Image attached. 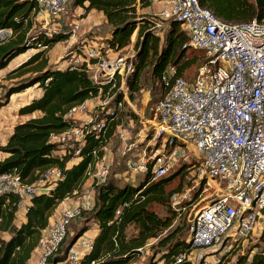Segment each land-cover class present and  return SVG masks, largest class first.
<instances>
[{"label": "built area", "instance_id": "2783aa9c", "mask_svg": "<svg viewBox=\"0 0 264 264\" xmlns=\"http://www.w3.org/2000/svg\"><path fill=\"white\" fill-rule=\"evenodd\" d=\"M34 1V15L43 21L58 16L70 3ZM161 7L169 20L183 25L187 45L202 51L206 61L191 78L176 75L172 66L161 74L162 90L153 105L151 119L155 137L161 138L160 148L148 156L144 152L140 160L128 161L126 166L133 174H149V180L154 181L180 160L188 161L191 155L201 184L198 197L207 193L201 200L206 203H194L188 190L171 193L169 206L176 213L174 221L181 218L185 222L189 244L187 251L173 257L171 264H198L203 262V254L213 256V264H219L233 245L243 243L255 231L264 232V20L227 23L198 0H166ZM78 31L79 25L73 23L67 40L76 39ZM78 40L75 42L79 43V53L73 52L71 60L77 62L81 58L95 84L109 85L105 93L99 88L91 100L107 93L112 100L118 98L114 110L119 111L126 103L130 105L126 80L132 72V44L127 55L108 61L115 54L113 51L104 54L102 46ZM84 103L72 106L64 115L65 120L74 122L73 127L49 136L50 142L63 147L62 154L72 151L77 157L84 134L93 132L98 136L105 124L104 119L92 122L90 115L88 122L77 125L74 118L84 112ZM70 140L76 141L77 147L72 148L74 142ZM99 163L102 158L96 159L94 165ZM100 167L94 184L105 183L108 178V166ZM59 177L57 168H49L38 181L28 184L15 172L0 173V196L16 195L18 210L25 212L32 197L53 185L43 184ZM65 205L40 240L38 264H45L62 242L69 221L82 209L92 208L89 204ZM92 239L83 234L69 248L67 261L79 264L82 255L92 249Z\"/></svg>", "mask_w": 264, "mask_h": 264}, {"label": "trees", "instance_id": "16d2710c", "mask_svg": "<svg viewBox=\"0 0 264 264\" xmlns=\"http://www.w3.org/2000/svg\"><path fill=\"white\" fill-rule=\"evenodd\" d=\"M198 2L227 23L264 20V0ZM149 5L150 0H70L66 7H83L85 11L93 9L102 13L110 28V34L101 47L104 54L111 50L115 53L113 55H118L130 45L136 31L132 72L126 80L130 98L140 90L139 77L145 69L158 81L167 67H174L176 75L183 76L193 64L200 66L206 61L202 51L187 45L188 36L185 31L179 30L177 21L170 20L167 31L162 37L158 36L152 30L153 21L140 13ZM35 7L34 0H0V30H11L0 41V70L28 50L35 51L28 62L36 63L31 76L10 86L0 97V109L9 103L12 94L20 93L34 84L40 89L38 97L17 110L21 116L37 115L16 124L5 144L0 146V152L6 154L0 161V173L15 172L28 184L38 181L49 168H57L60 177L48 191L30 199L23 221L17 218L20 212L18 197L12 194L0 196V264H29L32 254L39 250L40 240L49 228L54 209L66 196L78 192L86 170L89 166L92 169L96 159L102 158L103 148L119 121V111L115 109L104 116L105 124L98 136L86 132L79 148L78 161L69 164L71 155H55L62 148L50 142L49 136L75 125L64 119L67 111L97 96L99 88L105 92L109 85L95 84L87 74L85 63H69L59 68L49 64L46 57L39 58L55 44L67 40L69 29L51 34L30 32ZM78 44L75 42L73 46L78 47ZM113 99V102L118 100L117 97ZM93 152L96 154L93 155ZM186 165L179 167L173 176ZM170 179L150 181L147 174L137 185L117 184L108 178L105 183L96 184L94 203L91 210L86 212L89 216L85 218V225L65 247L62 248L61 242L54 253L46 258L45 264H69L66 262L67 252L88 230L89 222L97 226V233L92 239V249L82 255L79 264H90L91 261L95 264H129L141 254L149 240L156 239V247L160 250L159 260L163 264H171L173 257L187 251L189 244L186 242L187 226L183 220L160 237L164 230L171 227L176 216L169 206V198L172 192L180 188L168 192L165 184ZM154 206L163 207L165 215L160 217ZM130 226L134 227L136 234L128 237L126 230ZM259 235L264 240V232ZM234 264H264V246L254 245L248 255L238 256Z\"/></svg>", "mask_w": 264, "mask_h": 264}, {"label": "rangeland", "instance_id": "374dc122", "mask_svg": "<svg viewBox=\"0 0 264 264\" xmlns=\"http://www.w3.org/2000/svg\"><path fill=\"white\" fill-rule=\"evenodd\" d=\"M159 1L151 0L150 5L147 8L140 10V13L145 14L153 21L154 25L152 27V30L158 36L162 37L167 31V26L169 25L170 20L163 14L164 8L162 9ZM165 1L166 0H162L161 3H165ZM69 9L70 8L68 7L66 10ZM66 10L61 12L56 17L51 16L49 18H46V21H43L42 17L38 18L33 16L31 18L30 32L33 33L42 31L47 34H51L54 32H59L61 29L68 30L72 25L70 24L69 26H67L63 24L64 16L62 14L64 12H67ZM62 24L64 26H62ZM179 30L184 31L183 25H180ZM10 31L9 29L0 30V41L4 40V38L8 36ZM135 37L136 31L130 39V43L132 44V46L134 45ZM73 45H70L68 43V40L61 41L55 44L51 49L46 50L42 55H39V58L46 57L49 64L59 67H61L60 65L63 63V61L68 63L67 60H70L69 63H84L81 58L77 62H74L75 59L73 61L71 60L73 52L74 54L79 53L77 47ZM132 49L134 51V46L132 47ZM129 50L130 45L118 52V57H124L128 54ZM34 52V50H28L21 56H17V58H15L8 65L9 67H7L6 71H1L2 73L0 72V97L5 94L6 90L10 86L32 75V68L36 63L34 62L31 64L29 63L30 61L28 62V60ZM116 56L117 55H110L109 59H107L108 61H113L115 60ZM198 67L199 66L195 63L189 69L185 70L182 75L186 78H191L195 74ZM87 74L89 77L92 76L90 72ZM139 84L140 90L134 93L131 98L129 97L130 105L126 103L119 110V121L117 123V126L115 127V131L112 137L108 139V143L103 148L102 163L96 164L92 167V169L86 170L85 178L80 185L78 192L75 195L66 196L65 198H67V200H64V198L61 201V203H63V206L62 208L60 207L58 211L59 213L57 212L56 214L57 218L55 219H58V217H60L65 204V207H78L82 204H89L91 207L93 206L96 194L95 187L98 185L94 184L95 174L101 168V164L108 166V179L114 181L117 184L123 183L137 185L138 182L143 180V175L133 174L126 166V163L128 161H132L133 163H135L142 158L144 152L148 156L150 155L152 150L157 147L160 148L161 138L155 137L153 129L151 127V119L153 117V101L161 93L162 85L160 80L157 81V79L153 78L150 75L148 69H145L140 74ZM36 85L37 84L30 86L20 93L12 94L9 97V103L11 102L10 105L7 107L4 106L6 109L3 110L0 117L5 120H10L11 125L14 124L13 127L18 123L24 122L26 120V116L19 115L17 110L18 108L26 104V102L28 103L31 99L36 98L35 96L37 94L39 95L40 91H37L38 87L33 89ZM104 93L99 99L96 98L92 100V102L86 104L84 112L82 114L75 116L74 121L77 125L88 122V120H90V115L92 122H98L99 119H103L105 115L114 110V102L112 101V99L108 98L107 93L105 95ZM6 130H8V128H5L1 131L3 135L0 136V139H4V137L6 136L4 132H6ZM70 141L74 142L72 148L77 147L76 141ZM71 153L72 151L66 154L71 155L72 159H74L76 155H72ZM180 161L177 162V164H174L165 176L160 177L157 180L171 177V179L165 184V189L168 192L179 187L180 189L178 191L180 192L187 190L190 191L192 198H195L194 203L199 202V205L205 204L206 201L203 200L201 202V200L207 193H202V196L198 197V195L201 193V184L197 179V172L195 169L196 167L193 166V158H191V155H188V161ZM183 164H187L186 167L181 170L180 173L173 176V174L176 173L179 167H181ZM48 183L46 182L43 185L47 187L49 185ZM38 184L41 185L42 183ZM39 187L40 186H38V188ZM154 209L160 217L165 215V209L163 207L154 206ZM89 211V209H82L80 214L70 220L66 225L65 237L61 245L62 248L65 247L67 242L73 239L76 233L85 225V218L89 216V214L87 215L86 212ZM180 220L182 221V219L180 218L179 220L172 222L171 227L164 230L160 234V237L165 236L167 234V231L171 230V228L173 229ZM134 234H136L134 227H128L126 230V235L130 237ZM261 238L262 237L257 233V231L250 234L243 243H240L237 246L233 245L230 251L226 253L224 259H222L219 264H234L238 256L248 255L249 251L254 247V245L258 244L259 247L264 246V240H262ZM156 244L157 239L149 240L145 247L141 250V254L134 258L129 264H163V261L159 260L160 250H158L159 247H156ZM250 253L252 254V252ZM193 254L196 255V252H193ZM203 256L205 257L203 260L205 264L214 263L213 256L206 254H203ZM39 258L40 250H36V253L33 256L32 260L29 261V264H38ZM66 262L69 263L68 261ZM203 262H199L198 264H203Z\"/></svg>", "mask_w": 264, "mask_h": 264}, {"label": "crops", "instance_id": "0c3cea01", "mask_svg": "<svg viewBox=\"0 0 264 264\" xmlns=\"http://www.w3.org/2000/svg\"><path fill=\"white\" fill-rule=\"evenodd\" d=\"M151 1V0H150ZM155 1V0H153ZM159 1V0H158ZM162 1V0H160ZM159 1V2H160ZM161 4V2H160ZM145 9V8H144ZM143 10V9H142ZM67 12H64L62 15L64 16L63 17V21H64V25H67L69 26L70 24L72 25L73 23H77L79 25V31L77 33V37L76 39L74 40H70L68 41V43L70 45H73L74 42L77 40V39H84L85 41L87 42H91L92 44H96V45H104V39H106L109 34H110V28L109 26L107 25L106 23V20L104 18V16L102 15L101 12H98L96 10H90V11H85L83 7H76V8H70L69 10H66ZM66 14V15H65ZM62 24V26H64ZM70 30V28H69ZM10 31V30H9ZM11 33V31H10ZM9 33V34H10ZM8 34V35H9ZM24 54V53H23ZM22 55V54H21ZM19 55V56H21ZM17 58V57H16ZM15 59V58H14ZM13 59V60H14ZM12 60V61H13ZM74 59H72L73 61ZM11 61V62H12ZM10 62V63H11ZM67 62L69 63L70 60H67ZM75 62V61H74ZM9 63V64H10ZM68 63L64 62L60 65L61 67L59 68H62V67H65ZM8 64V65H9ZM9 67V66H7ZM7 67H5L4 69H1V71H6ZM2 73V72H1ZM37 87L34 86L33 89H35ZM40 91L39 88H37V91ZM38 91V92H39ZM40 95V93H39ZM38 94L35 96V97H38L39 96ZM89 102H92V100H87L84 104H88ZM11 103V102H10ZM10 103H8L6 105L9 106ZM27 103V102H26ZM20 105H23V104H20ZM6 108L5 107H2L0 109V115L2 114L3 110H5ZM37 113H34L33 115H35ZM33 115H30V116H26V119L29 118V117H32ZM13 125H11L10 123V120H5L3 119L2 117H0V136H2L3 134L1 133V131L5 128H8V130H6V132H4L6 134V136L4 137V139H0V146L4 145L5 142L7 141L9 135L11 134L12 132V129H13ZM60 146V145H59ZM62 149L59 151V152H56L55 155H61L63 153V147L60 146ZM6 157V154L0 152V161H2L4 158ZM78 161V158H74L72 159L71 161H69V164L71 163H74ZM102 161H103V157H102ZM55 182V179H53L52 181L49 182V185H52L53 183ZM48 185V186H49ZM45 192V191H44ZM63 206V203H60L53 211L52 213V216L50 217L49 219V222L50 224H52L54 221H55V218L56 217V214L57 212L59 211L60 207L62 208ZM24 213L25 212H18V221H23L24 220ZM59 213V212H58ZM49 224V225H50ZM92 224V225H90ZM51 226V225H50ZM97 233V226L93 223V222H89V228L88 230L84 233V236H90L91 238H93ZM36 253V251H35ZM32 254V257L30 260H32L33 256L35 255Z\"/></svg>", "mask_w": 264, "mask_h": 264}]
</instances>
